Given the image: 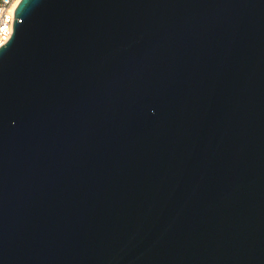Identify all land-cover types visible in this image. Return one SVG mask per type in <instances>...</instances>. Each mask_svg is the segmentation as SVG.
I'll use <instances>...</instances> for the list:
<instances>
[{"label": "water", "instance_id": "1", "mask_svg": "<svg viewBox=\"0 0 264 264\" xmlns=\"http://www.w3.org/2000/svg\"><path fill=\"white\" fill-rule=\"evenodd\" d=\"M0 264H264V0H19Z\"/></svg>", "mask_w": 264, "mask_h": 264}, {"label": "built area", "instance_id": "2", "mask_svg": "<svg viewBox=\"0 0 264 264\" xmlns=\"http://www.w3.org/2000/svg\"><path fill=\"white\" fill-rule=\"evenodd\" d=\"M19 0H0V45L10 36L14 9Z\"/></svg>", "mask_w": 264, "mask_h": 264}]
</instances>
